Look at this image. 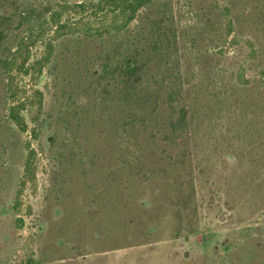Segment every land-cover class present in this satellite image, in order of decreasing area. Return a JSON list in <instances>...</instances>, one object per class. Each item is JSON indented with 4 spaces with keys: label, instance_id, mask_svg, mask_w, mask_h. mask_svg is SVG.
Wrapping results in <instances>:
<instances>
[{
    "label": "rangeland",
    "instance_id": "1",
    "mask_svg": "<svg viewBox=\"0 0 264 264\" xmlns=\"http://www.w3.org/2000/svg\"><path fill=\"white\" fill-rule=\"evenodd\" d=\"M57 1L0 0V61L15 62L23 97L42 93L20 132L0 65V264H264V0H158L105 34L121 26L110 15L60 36L43 74L24 77L21 41ZM29 45L34 62L43 48ZM137 53L150 70L144 100H169L149 75L161 67L188 106L186 155L149 138V103L124 117L103 75ZM28 143L36 178L16 212Z\"/></svg>",
    "mask_w": 264,
    "mask_h": 264
},
{
    "label": "trees",
    "instance_id": "2",
    "mask_svg": "<svg viewBox=\"0 0 264 264\" xmlns=\"http://www.w3.org/2000/svg\"><path fill=\"white\" fill-rule=\"evenodd\" d=\"M158 0H86L81 3L71 2V0H59L55 6L50 10L49 17L45 16L44 12H41V18L43 22L36 29L29 30V35L21 41L20 47L21 51L30 50V45L36 47L37 45L43 48V53L40 58L36 59L34 62H30V54L23 56V53L18 52L19 56L24 57L22 64H17L18 74L25 76H30L34 73L43 74L46 67L50 66L53 53L55 50V43L58 38L67 36L73 33L74 27H79V25H91L101 20H107L111 15L115 17V20H120L121 26L113 27L108 26L105 30V34H110L114 31H120L132 22L140 18L147 9H150L156 5ZM161 24L154 23L153 34L157 37L156 42L152 39L153 43L159 45L163 41L164 32L162 31ZM51 33L53 34L51 36ZM105 34H94L93 32H86L87 36H97L103 37ZM20 50V49H19ZM17 53V54H18ZM16 54V56H17ZM15 56V57H16ZM140 53L132 54L124 59L118 58V62L105 63L104 77H113V81L116 84V94L119 98L120 108H133L131 104L135 102L137 109L143 107L149 103V116L144 117L143 124H146V130L149 132V138L151 136L163 135L160 138L162 143H169L174 145L175 148L182 150L184 153L185 146L187 145L185 134L187 130L185 126L187 124V118L189 115L188 106L185 104V100H181L174 103L173 98L179 90H175L172 87L171 78H162L163 72H161V67H157L155 71L151 72L150 79H154L156 82H160L161 88L160 93H168L167 103H162L161 97H152L149 95V100H144V89L143 83L148 75L147 70L149 64L140 62ZM0 65L7 69L9 73L10 82L7 86V116L9 121H11L14 126L22 133L28 132V123L25 119L24 112L34 104L35 98L41 97L42 93L37 90L34 95L22 96L21 92L16 87L15 73H12L15 66V62H2ZM161 79V80H160ZM178 79V78H176ZM166 86V87H165ZM144 89V90H143ZM168 89V90H167ZM149 94L150 91H149ZM181 94V91H180ZM164 104V105H163ZM152 110L150 111V109ZM193 112L196 114V110ZM135 111V110H134ZM158 111L160 113L158 114ZM126 114H124L125 117ZM134 120L133 114L129 113V116ZM149 124V125H148ZM186 131V132H185ZM181 133H185L183 136ZM35 137H38L37 132L34 130ZM27 159L25 162L24 174L22 176L20 188L17 191L15 202L13 204L14 211H20L22 194L24 187L35 180V161H36V151L32 148L31 144H26ZM186 153V152H185ZM184 153V155H186ZM172 157V156H171ZM17 226L23 227L24 220L22 218L17 219Z\"/></svg>",
    "mask_w": 264,
    "mask_h": 264
}]
</instances>
